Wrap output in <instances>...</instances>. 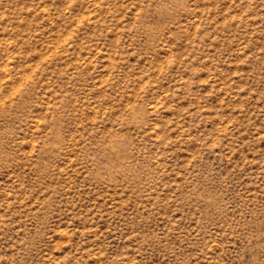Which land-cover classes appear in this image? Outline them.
I'll use <instances>...</instances> for the list:
<instances>
[{
	"label": "rangeland",
	"instance_id": "obj_1",
	"mask_svg": "<svg viewBox=\"0 0 264 264\" xmlns=\"http://www.w3.org/2000/svg\"><path fill=\"white\" fill-rule=\"evenodd\" d=\"M0 264H264V0H0Z\"/></svg>",
	"mask_w": 264,
	"mask_h": 264
}]
</instances>
